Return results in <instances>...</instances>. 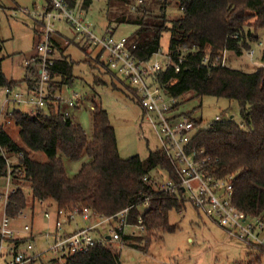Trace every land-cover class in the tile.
I'll list each match as a JSON object with an SVG mask.
<instances>
[{"label":"trees","instance_id":"1","mask_svg":"<svg viewBox=\"0 0 264 264\" xmlns=\"http://www.w3.org/2000/svg\"><path fill=\"white\" fill-rule=\"evenodd\" d=\"M67 1L72 5L75 2ZM136 1L106 0V18L109 23L135 26L134 33L125 38L129 46L135 45L133 52L141 59H148L160 50L163 33L169 34L167 52L173 60L181 57L183 62L178 71L170 66L158 73L157 81L165 91L178 100L193 94L237 102L240 121L232 118L212 121L198 130L194 145L205 150L211 173L219 177L234 174V205L264 223V66L244 72L222 65L221 60L213 63L223 50L239 56L251 48L257 32L264 30V0H140L132 13L131 6ZM170 3L179 9L177 17L167 16L166 7ZM89 4V0H84L83 8L87 9ZM106 30L112 34L110 29ZM55 41L59 55L50 75L52 91H60L63 85L73 82L74 61L65 54L60 41ZM82 49L88 54L87 45ZM257 56L264 61V52ZM204 58H208L207 64L202 62ZM28 83L26 77L19 81L7 79L0 59V89ZM181 103L179 100L176 108ZM59 108L57 102L51 105L49 114L14 109L0 124V179L7 174V159L17 157L10 167L18 187L8 197L5 214L15 217L27 207L28 199L20 188L22 183L30 190L32 201L45 199L57 208L86 206L97 216H110L129 208V223L143 225L145 235H123L122 241L138 247L137 243L145 239L141 250L155 231L173 232L176 226L169 223L168 213L178 210L184 202L178 198L179 191L166 193L155 188L154 170H162L173 178L162 150L159 147L150 150L145 158L138 155L121 158L105 109L98 104L92 107L93 130L88 139L73 115L65 117ZM195 123L200 124L201 118H196ZM12 125L18 139L8 130ZM84 153L89 159L75 175L68 176L62 157L75 160ZM35 154H43L45 160ZM118 249L110 242L96 244L87 252L67 256L63 264H121ZM258 259L256 255L254 260L238 264H257Z\"/></svg>","mask_w":264,"mask_h":264},{"label":"built area","instance_id":"2","mask_svg":"<svg viewBox=\"0 0 264 264\" xmlns=\"http://www.w3.org/2000/svg\"><path fill=\"white\" fill-rule=\"evenodd\" d=\"M84 12L83 1L77 0L73 5L67 0H45L40 10L32 11L39 28L35 31L33 53L24 60L26 78L30 83L0 89V124L15 107H23V111L30 114H49L51 105L59 102L60 113L65 117L72 115L78 98H63L59 91H52L54 85L50 75L54 59L59 55L55 36L64 38L65 43L70 42L56 28L57 23H63L88 46L90 59L99 62L105 72L131 91L153 128L158 147L169 161L173 173L171 178L159 170L161 179L154 177L155 188L166 193L179 191L178 198L190 203L199 215L215 223L231 238L248 246L264 248V223L259 217L240 211L233 203L234 174L219 177L209 171L205 150L194 145L200 124L197 125L196 118L187 112L179 111L180 107L175 106L179 100L170 96L157 81L158 73L170 66L178 71L183 59L179 57L175 61L168 52L163 54L160 50L148 59H141L133 52L135 45L129 46L125 37L115 39L107 30L101 35L95 34ZM261 46L262 42H258V48ZM94 49L97 52L91 55ZM248 51L250 59L255 58V51ZM159 55H162L161 60L152 59ZM218 60L225 65V53L217 55L213 63ZM202 62L207 64L208 58ZM255 64L264 66V61L257 59ZM221 119L220 116L215 117V120ZM2 178L5 179V189L0 191V201L6 209L9 195L18 187L9 164L7 174ZM33 205L42 209L43 217L51 224V228L40 235L43 248L38 249L35 240H22L30 234L24 236L14 230L5 214L0 221V264H52L51 260L63 264L67 256L87 252L96 244L122 243L123 235H133L134 232L127 231L131 227L145 230L141 224L129 223V208L110 216H97L86 206L57 208L41 198L35 199ZM105 226L107 233L102 231Z\"/></svg>","mask_w":264,"mask_h":264},{"label":"rangeland","instance_id":"3","mask_svg":"<svg viewBox=\"0 0 264 264\" xmlns=\"http://www.w3.org/2000/svg\"><path fill=\"white\" fill-rule=\"evenodd\" d=\"M0 59L1 68L9 80H22L26 77L24 60L33 53L35 42V31L39 28L38 23L32 16L33 10H40L45 0H0ZM78 2L84 0H77ZM90 4L84 9L87 23L94 29L95 34L101 35L106 29L112 31L115 39L131 36L135 26L130 23L110 22L106 18V0H89ZM151 2V0H147ZM141 1L138 0L131 6L132 13ZM13 5L14 8H13ZM159 8L156 7L157 11ZM30 13H25L22 10ZM166 14L169 18L177 17L179 9L174 3L166 7ZM57 30L65 35L70 41L65 43L60 40L65 54L74 61L72 73L74 76L71 84L63 85L59 94L63 98L74 96L78 98V107L72 110L73 120L78 123L86 132L89 138L92 136V107L100 105L106 110L117 139L118 152L121 158H128L138 155L145 158L150 150L158 147V140L153 128L146 121L141 107L136 102L131 91L121 84L116 78L104 71L99 62L90 59L82 49L84 42L80 37L74 36L68 26L57 23ZM254 32L253 29H251ZM257 40L250 44V49L255 51V58L250 59L249 51H243L237 56L232 52L223 50L225 53L224 64L244 72L253 71L257 65V55L264 52V30L257 32ZM55 39H59L55 36ZM169 34L163 33L160 39V53L165 54L168 49ZM258 42L262 46L258 48ZM91 55H95L96 49ZM253 54V56H254ZM162 59V55L152 57ZM1 97V92H0ZM181 112H189L192 118H201L200 127L206 128L216 116L232 118L239 122V109L236 101H229L226 98H217L210 95L194 97L193 94H186L181 99ZM23 111V107H15ZM5 117V116H4ZM3 119H6V117ZM10 134L18 139L15 126L9 127ZM40 160H45L43 154H35ZM9 165L17 162L16 156H10ZM84 153L79 159L62 157L63 164L68 176L75 175L82 163L88 160ZM154 176L161 177L159 170L153 171ZM161 179V178H160ZM162 181V180H161ZM28 199V205L20 215L9 217L10 226L18 230L22 235H28L22 240H35L38 249L43 248L41 233L50 229L51 224L42 215V209L33 205L30 197V190L26 185L20 187ZM5 189V179H0V191ZM52 203L51 201H48ZM178 210L172 209L168 213V221L175 225L173 232L155 231L148 237V244L145 249L140 247L145 239L139 241L138 247L125 244L120 241L110 242L119 247L121 264H238L248 263L259 256L257 264H264V248L248 246L243 242L231 238L215 223L199 215L188 202L182 204ZM55 206V203L51 205ZM141 210V208H140ZM5 215L3 202L0 201V221ZM92 221H95L93 219ZM108 232L107 227L102 228ZM133 236H144L145 232L135 227L129 228ZM130 233V232H128ZM259 254V255H258ZM47 255V253L45 254Z\"/></svg>","mask_w":264,"mask_h":264},{"label":"crops","instance_id":"4","mask_svg":"<svg viewBox=\"0 0 264 264\" xmlns=\"http://www.w3.org/2000/svg\"><path fill=\"white\" fill-rule=\"evenodd\" d=\"M0 3L3 4L1 1H0ZM14 6H15V5H13V8H14ZM63 36H65V35H63ZM65 37H66V36H65ZM66 38H67V37H66ZM63 39H64V38H63ZM63 39H62V38H59L58 40H59V41H60V40L63 41ZM63 42H64V41H63Z\"/></svg>","mask_w":264,"mask_h":264}]
</instances>
